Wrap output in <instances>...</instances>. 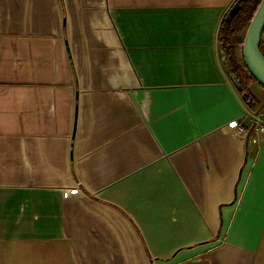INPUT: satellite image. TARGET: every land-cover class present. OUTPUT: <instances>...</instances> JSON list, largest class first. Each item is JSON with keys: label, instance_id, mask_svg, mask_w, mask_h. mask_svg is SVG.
<instances>
[{"label": "crops", "instance_id": "crops-1", "mask_svg": "<svg viewBox=\"0 0 264 264\" xmlns=\"http://www.w3.org/2000/svg\"><path fill=\"white\" fill-rule=\"evenodd\" d=\"M233 2L0 0V264H264Z\"/></svg>", "mask_w": 264, "mask_h": 264}, {"label": "trees", "instance_id": "trees-1", "mask_svg": "<svg viewBox=\"0 0 264 264\" xmlns=\"http://www.w3.org/2000/svg\"><path fill=\"white\" fill-rule=\"evenodd\" d=\"M259 2L260 0H234L220 20L217 38L220 60L234 76L236 82L233 84L237 93L250 112L259 113L264 118V86L250 74L242 51L245 31ZM259 49L264 54V33L261 35ZM255 86L260 89V95L255 92Z\"/></svg>", "mask_w": 264, "mask_h": 264}, {"label": "water", "instance_id": "water-1", "mask_svg": "<svg viewBox=\"0 0 264 264\" xmlns=\"http://www.w3.org/2000/svg\"><path fill=\"white\" fill-rule=\"evenodd\" d=\"M262 33H264V0H260L247 26L242 43L243 59L247 69L255 80L264 86V54L259 49ZM226 70L232 82L235 83L234 76L228 69Z\"/></svg>", "mask_w": 264, "mask_h": 264}, {"label": "built area", "instance_id": "built-area-1", "mask_svg": "<svg viewBox=\"0 0 264 264\" xmlns=\"http://www.w3.org/2000/svg\"><path fill=\"white\" fill-rule=\"evenodd\" d=\"M252 125L262 134H264V120H262L259 114L253 115ZM234 132L238 135H242L245 132V128L241 124H237L234 127ZM79 188L77 186L64 190V194L76 193Z\"/></svg>", "mask_w": 264, "mask_h": 264}]
</instances>
